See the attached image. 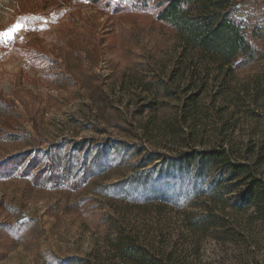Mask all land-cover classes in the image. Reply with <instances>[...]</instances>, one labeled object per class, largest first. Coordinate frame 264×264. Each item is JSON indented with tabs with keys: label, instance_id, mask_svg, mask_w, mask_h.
Segmentation results:
<instances>
[{
	"label": "rangeland",
	"instance_id": "obj_1",
	"mask_svg": "<svg viewBox=\"0 0 264 264\" xmlns=\"http://www.w3.org/2000/svg\"><path fill=\"white\" fill-rule=\"evenodd\" d=\"M234 2L261 53L227 71L135 0H0V264H136L119 238L152 264H264L246 186L220 200L239 180L183 164L221 151L264 184V0Z\"/></svg>",
	"mask_w": 264,
	"mask_h": 264
},
{
	"label": "trees",
	"instance_id": "obj_2",
	"mask_svg": "<svg viewBox=\"0 0 264 264\" xmlns=\"http://www.w3.org/2000/svg\"><path fill=\"white\" fill-rule=\"evenodd\" d=\"M135 5L142 9H153L159 22L171 28L180 39L184 51H191L198 63L202 66H215L220 70L232 71L235 68H242L255 62L261 51L247 39L242 30V20L236 15L234 0H135ZM75 146L72 151H76ZM49 155V154H48ZM72 158V157H71ZM64 160V159H63ZM39 156L30 161L28 171L36 169L40 164ZM61 159L49 157L50 169H44L38 174L45 177L49 173L52 177H58L55 173L62 170L58 165ZM9 162L21 163V157L15 156L6 160L3 168L8 170ZM155 162L149 158L144 161L140 168H145ZM177 162V161H176ZM70 159H65V172H71ZM194 163L198 176L202 172H208L211 167H221L222 175L227 174L231 181L239 180L231 187L216 185L213 188L218 199H226V196L233 192V187L246 186L242 193L241 205L245 208H254L255 211L264 215V184L257 180L246 183L253 178L249 164H231L225 152H205L198 155L196 160H185L183 164ZM85 171L90 169L87 163H83ZM164 165V164H163ZM162 165V166H163ZM88 166V167H87ZM142 173L131 178L130 182L147 181L148 176L141 177ZM149 181L145 182L147 186ZM232 206L240 207L239 202ZM118 250L123 257L131 259L136 264H152V259L145 250L138 248L131 243L118 239Z\"/></svg>",
	"mask_w": 264,
	"mask_h": 264
},
{
	"label": "snow or ice",
	"instance_id": "obj_3",
	"mask_svg": "<svg viewBox=\"0 0 264 264\" xmlns=\"http://www.w3.org/2000/svg\"><path fill=\"white\" fill-rule=\"evenodd\" d=\"M19 28H20V26L17 25V26H16V30H19ZM11 32H12L11 29L8 30L7 32H2V33H0V37H3L4 39H7V38H9Z\"/></svg>",
	"mask_w": 264,
	"mask_h": 264
}]
</instances>
